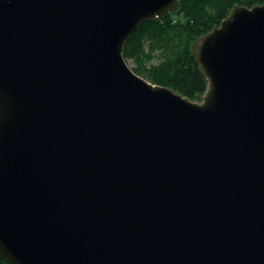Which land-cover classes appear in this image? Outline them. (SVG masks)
<instances>
[{"label": "water", "instance_id": "obj_1", "mask_svg": "<svg viewBox=\"0 0 264 264\" xmlns=\"http://www.w3.org/2000/svg\"><path fill=\"white\" fill-rule=\"evenodd\" d=\"M179 0H0V259L264 264V5L191 53L199 102L127 39Z\"/></svg>", "mask_w": 264, "mask_h": 264}, {"label": "trees", "instance_id": "obj_2", "mask_svg": "<svg viewBox=\"0 0 264 264\" xmlns=\"http://www.w3.org/2000/svg\"><path fill=\"white\" fill-rule=\"evenodd\" d=\"M261 5L264 0H179L176 12L138 26L124 44L123 58L146 81L199 102L207 81L192 44L218 27L234 7ZM0 264L7 263L0 259Z\"/></svg>", "mask_w": 264, "mask_h": 264}, {"label": "rangeland", "instance_id": "obj_3", "mask_svg": "<svg viewBox=\"0 0 264 264\" xmlns=\"http://www.w3.org/2000/svg\"><path fill=\"white\" fill-rule=\"evenodd\" d=\"M129 66L131 67V66H132V64H131V63H129Z\"/></svg>", "mask_w": 264, "mask_h": 264}]
</instances>
